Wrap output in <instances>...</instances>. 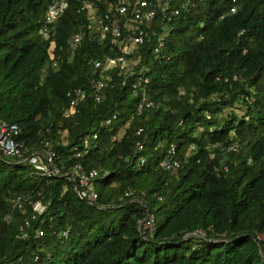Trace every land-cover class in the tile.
<instances>
[{"label": "trees", "instance_id": "1", "mask_svg": "<svg viewBox=\"0 0 264 264\" xmlns=\"http://www.w3.org/2000/svg\"><path fill=\"white\" fill-rule=\"evenodd\" d=\"M67 1L45 40L49 0H0V119L20 128L17 141L30 152L48 143L60 170L42 175L0 157V264H264L255 238L264 233V0L164 1L155 18L164 35L158 59L150 54L155 36L137 50L149 83L115 67L99 102L90 62L119 50L87 35L85 0ZM90 1L100 14L116 2ZM75 87L84 97L70 113ZM141 89L154 105L138 113ZM233 143L237 152L227 150ZM170 144L176 170L159 166ZM78 162L99 172L94 203L78 198L66 174ZM18 196L23 205L13 209ZM36 201L43 210H33ZM148 215L151 234L140 225Z\"/></svg>", "mask_w": 264, "mask_h": 264}, {"label": "built area", "instance_id": "2", "mask_svg": "<svg viewBox=\"0 0 264 264\" xmlns=\"http://www.w3.org/2000/svg\"><path fill=\"white\" fill-rule=\"evenodd\" d=\"M115 4L106 12L100 14L96 10V6L90 0H85L80 7V11L86 14L89 21L90 28L87 30V35L94 33L98 41L109 39L110 49L116 47L119 52L117 54H107L103 58L91 60L92 77L90 79V88L94 99L99 102L104 96V88L106 85L105 78L107 72L115 67H119L122 71L131 77L136 74L138 82L149 83V77L146 72L150 69L144 62L141 65V55L137 53L138 48L150 36H155V45L151 48L152 58L155 61L158 59L161 48L164 45V35L157 34L155 18L157 15V8H167L166 0H115ZM68 6L67 0H49L44 13L43 24L40 28V34L43 39L48 40L55 34V28L61 16L64 14ZM188 6V1L183 2L179 7L169 10V14L165 16L166 22L162 23L160 27L166 28L168 22L171 21L172 16H177ZM234 9H231L233 12ZM158 28V27H157ZM163 30V29H162ZM85 32H80L68 40L70 47L79 44L81 39L85 36ZM52 66H58V58L55 56L51 59ZM136 83H134V87ZM140 104L137 112L140 113L142 107H151L154 105L153 101L148 100L144 89L140 90ZM68 112H74L76 104L84 97V89L75 87L67 92ZM142 131L139 128L136 133L140 134ZM21 130L15 124H9L0 119V157H16L17 160L30 163L42 175H59L60 170L55 164L56 153L52 150L48 143L42 150L29 151L19 141L17 136ZM97 134H93L92 139L95 140ZM90 141L83 140L82 148L74 147V155L80 158L87 152ZM219 144L207 145L208 149L218 147ZM137 150L142 149V143L137 142ZM191 150L195 149L194 145L190 146ZM227 150L237 152L238 145L233 143L227 146ZM140 163H144V157H139ZM180 160L177 158V151L174 144H170L166 149L164 156L159 162V166L164 170H176L180 167ZM227 170V168H225ZM98 170L95 168L85 169L81 163H75L66 173L70 179L75 182V193L78 198L89 203H94L98 194L94 189V178L98 175ZM128 196V192L125 193ZM23 205V199L18 196L13 202V209H20ZM32 208L35 211L43 210L40 201L32 203ZM34 217V216H33ZM9 215L4 219L8 221ZM28 224V222H26ZM153 219L148 215L141 223L143 230H148L152 233ZM22 230V229H21ZM42 230L38 231L41 235ZM67 232H63L66 235ZM255 238L264 245V233L255 234ZM259 253L262 254L259 248Z\"/></svg>", "mask_w": 264, "mask_h": 264}, {"label": "water", "instance_id": "3", "mask_svg": "<svg viewBox=\"0 0 264 264\" xmlns=\"http://www.w3.org/2000/svg\"><path fill=\"white\" fill-rule=\"evenodd\" d=\"M74 185H76V183L74 182Z\"/></svg>", "mask_w": 264, "mask_h": 264}]
</instances>
